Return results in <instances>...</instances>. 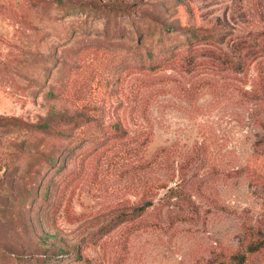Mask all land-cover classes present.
Returning a JSON list of instances; mask_svg holds the SVG:
<instances>
[{"label": "rangeland", "instance_id": "1", "mask_svg": "<svg viewBox=\"0 0 264 264\" xmlns=\"http://www.w3.org/2000/svg\"><path fill=\"white\" fill-rule=\"evenodd\" d=\"M263 184L264 0H0V264H220Z\"/></svg>", "mask_w": 264, "mask_h": 264}, {"label": "trees", "instance_id": "2", "mask_svg": "<svg viewBox=\"0 0 264 264\" xmlns=\"http://www.w3.org/2000/svg\"><path fill=\"white\" fill-rule=\"evenodd\" d=\"M208 35L210 34H199L192 32L189 39H195L196 41L202 40L205 39V37ZM175 46H177V44H175V41L171 40L170 36L162 33L157 39L156 47L145 48L143 45L137 48L134 54L141 60H143V58H150L154 55H167L166 57L171 58L176 53ZM262 189L264 192V184L262 186ZM262 248H264V233L260 231L254 234V238L247 242L246 246L241 252L235 253L233 257L228 261H221L220 264H245L250 253L258 252Z\"/></svg>", "mask_w": 264, "mask_h": 264}]
</instances>
